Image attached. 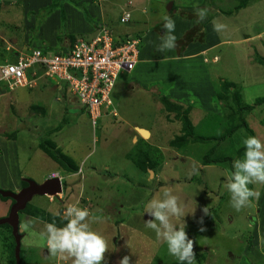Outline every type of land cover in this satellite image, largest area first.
Instances as JSON below:
<instances>
[{"label": "rangeland", "instance_id": "rangeland-1", "mask_svg": "<svg viewBox=\"0 0 264 264\" xmlns=\"http://www.w3.org/2000/svg\"><path fill=\"white\" fill-rule=\"evenodd\" d=\"M66 2L81 12L82 18L74 19L87 31L78 36L90 32L94 37L106 26L115 36H139L140 44L133 61L115 75L110 107H100L95 125L63 80L37 76L30 86L0 87V190H9V182L19 186V178L39 183L58 165L49 151L69 156L77 165L82 161L81 175L66 177L58 168L64 191L51 199L33 195L27 212L18 213V226L32 218L33 230L40 233L48 222L38 215H62L66 205L78 202L98 218L91 228L108 242L102 264H119L125 255L130 264L173 263L177 260L166 244L145 227L153 219L145 205L162 198L168 188L184 208L186 215L173 223L186 225L196 264H264V184L248 185L259 198L237 212L224 187L233 168L227 162L203 164V155L214 145L213 158L225 155L233 163L243 157L246 137L264 143V104L254 105L264 96V64L258 61L264 57V0H0V62L11 63L23 53L13 39L31 45L29 37L37 38L40 28L51 34L57 17L61 33L56 40L72 36L64 32ZM198 7L208 10L200 23ZM125 14L129 20L120 23ZM165 15L175 21L177 46L159 52ZM213 20L227 26L222 34L213 30ZM244 105L254 106L240 111ZM240 115L245 127L218 139L240 122ZM183 117L195 134L213 139L169 146L182 134ZM133 125L149 131L144 142ZM140 150L157 159L154 167L138 166L144 161ZM10 204L11 199L0 198V218ZM205 207L209 215H204ZM18 232L19 264H71L50 257L44 241L26 246L31 237ZM13 244L10 230L0 224V264H14Z\"/></svg>", "mask_w": 264, "mask_h": 264}, {"label": "clouds", "instance_id": "clouds-1", "mask_svg": "<svg viewBox=\"0 0 264 264\" xmlns=\"http://www.w3.org/2000/svg\"><path fill=\"white\" fill-rule=\"evenodd\" d=\"M195 15L197 23H200L207 18L208 10L198 7ZM162 20L164 34L156 50L159 52L174 50L177 46V37L174 35L175 21L167 15L163 16ZM212 24L213 30L218 34H222L227 27L218 20H213ZM133 37L139 39L137 35ZM128 67L131 68V65ZM243 145L245 148L243 157L233 161V171L227 174L224 184L230 195V206L237 212L252 207L253 199L259 198V193L250 189L248 185L264 184V143L256 136H248L243 140ZM79 173L75 172V174ZM54 176L61 180L57 174L49 175V177ZM58 195L60 194L51 197ZM144 211L153 217L145 221V227L153 230L157 240L166 244L168 254L180 264H196L194 241L188 237L185 231L186 225L183 223L177 226L173 223L174 219L178 220L186 215L183 206L179 203V197L165 188L162 190V198L150 200L145 205ZM202 211L204 215H209L208 207L203 208ZM61 219L62 226H57L55 222L45 223L40 233L33 230L35 221L32 218L21 221L18 226L19 231L31 237L26 240V246H40L41 241H44L48 255L52 258L70 260L71 264H102L105 253L109 250L104 236L91 228V224L97 222L98 218L90 216L89 210L79 207L77 202L66 205ZM199 223L203 225V218ZM199 230L203 232L206 229L200 227ZM119 264H130V257L125 255L119 260Z\"/></svg>", "mask_w": 264, "mask_h": 264}, {"label": "built area", "instance_id": "built-area-1", "mask_svg": "<svg viewBox=\"0 0 264 264\" xmlns=\"http://www.w3.org/2000/svg\"><path fill=\"white\" fill-rule=\"evenodd\" d=\"M127 17L128 14L120 16L119 22H127ZM112 34L111 29L102 26L94 37L75 38L71 45L50 54L37 48L24 50L11 63L0 62V87L11 90L30 86L37 76L63 80L85 110L90 124L95 125L100 107L110 106L108 96L115 75L128 61H133L139 47V39L130 34Z\"/></svg>", "mask_w": 264, "mask_h": 264}, {"label": "trees", "instance_id": "trees-1", "mask_svg": "<svg viewBox=\"0 0 264 264\" xmlns=\"http://www.w3.org/2000/svg\"><path fill=\"white\" fill-rule=\"evenodd\" d=\"M65 38L67 39V41L68 40L70 41L68 43V45H71L73 43V41L75 40V37H73V35L72 36L65 35ZM258 61H259V63L261 62L262 64H264V57H259ZM64 87L66 89V87H67L66 83L64 84ZM164 102L166 103V105L168 104L165 100H164ZM260 104H264V96L257 98L254 102V105H260ZM254 105H244V106L240 107L239 109H240V111L242 109L248 110V109L252 108ZM171 108L177 109L174 105H172ZM239 120H240V122L238 124L231 126L226 132L222 133L218 139H223L227 135L231 134L233 131L237 130L238 128L245 127V121L243 120L242 115H240ZM181 130H182L181 136H175L172 140H170L169 146L177 147L178 144L184 145L188 141L205 142V141L213 139V137H203V136H200L198 134H195L192 123L186 117L182 118ZM139 139L142 142L145 141L144 139H142L140 137H139ZM214 147H215V145L213 147H210V149L203 155V162H204L203 164L204 165L221 164V162H227L229 165V168H231L232 167L231 158H229L225 155L220 156V157H216V158H213L211 156V154L215 150ZM147 152H148V150H142L140 152V155H144V161H138V166L142 169L152 168V167H154V165H156L155 160H157V159H154V160L150 159V157H148ZM49 153H50V156L52 157V159H54L57 162V164H58L57 166L59 168H61L62 170H64L65 172H67L68 174L75 173L78 171V165L72 161L71 157L66 156L60 152L57 153L55 151H53V152L49 151ZM231 172H232V170H231ZM60 184H62V183L60 182ZM25 185H26L25 180L21 179L20 180V187H24ZM63 191H64V189L61 185V192H63ZM0 198H4V197L0 196ZM5 198H8V197H5ZM11 203H12V200H11ZM27 205L28 204H26L25 207L20 212L26 213L27 212V208H26ZM38 216H39V218H45L48 223L55 222L57 224V226H62V224H63V221L59 220V217L62 216L60 214L59 215H51V214L47 213V214H40ZM3 225L5 228L10 230V227L7 224H3ZM13 246H14V244H13ZM168 264H180V262L177 260L173 263H168Z\"/></svg>", "mask_w": 264, "mask_h": 264}, {"label": "crops", "instance_id": "crops-1", "mask_svg": "<svg viewBox=\"0 0 264 264\" xmlns=\"http://www.w3.org/2000/svg\"><path fill=\"white\" fill-rule=\"evenodd\" d=\"M89 9L92 10L91 7ZM70 10H71V14L69 15ZM63 11H64L63 12L64 14L62 15V17H64V20H65L64 32L66 34L73 35L75 38L80 37V36H78L79 35V32L84 31L86 28H85V25L83 24V22H82V25L84 27L78 25L79 24V20L74 19L75 16H78V17L80 16V18H82L81 15H80L81 12H79L78 7L73 6V4H71V2H66L65 6L63 7ZM60 21L61 20L59 19V17H57L56 18V21H55V24L51 26V27H53V30H51L52 31L51 34H47L46 32L48 30L45 29V27H42V28L39 29V34L36 35L37 38H35L34 36H30L31 38L29 37V39H30L31 42H33L31 45L30 44L29 45L26 44L27 42H25V41H23V43H22L21 42L22 39H17V40L16 39L15 40L13 39L12 42H15V44H18V45L20 44L19 46H22L21 48L24 49V50H27V49H30V48H37V49H40L43 53H46V54H50V53H53L55 51L64 49L68 45L67 39L66 38H63L60 41H57L56 40V35H58V34L61 33L60 31H58V26H59ZM60 29H61V26H60ZM81 29H83V30H81ZM85 31H87V30H85ZM92 33H93V30H92ZM123 33L124 34H127L126 32H122L121 34H123ZM91 37L92 36H91V33L90 32H87V37L86 36H83L84 39H90ZM139 40H140V38H139ZM49 51H51V52H49ZM134 127H136V126L133 125L132 128L134 129ZM137 128H140V127H137ZM143 129H145V128H143ZM148 133H149V131H148ZM136 135H138V134H136ZM140 135L143 136L141 133H140ZM143 137L144 138H147L148 136L147 137L143 136ZM1 163H3V162H1ZM81 163H82V161L80 162V164L78 163V169L80 170V173L78 175H81L82 174ZM15 165H17V164L14 163V166ZM25 165L26 164H24L23 168L25 167ZM56 167L57 168L54 169V170H52L51 172L44 174L42 176V178H41V181H43L44 179H46L51 174H57V175H59L60 174L59 173L60 170L63 171V173L65 174L66 177H69L70 175H76L75 173L68 174L67 172H65L64 170H62L61 168H59L58 166H56ZM20 168L21 169H20L19 172L22 171V167H20ZM16 169H18V168H16ZM21 176H22V174L19 173L18 174V177H21ZM60 178H61V176H60ZM22 179H26V178H22ZM20 180L21 179L19 178V186L17 184L13 183V182L12 183L9 182V185L7 184L8 187H11L9 190H12L13 192H17V189L19 190L21 188L20 187Z\"/></svg>", "mask_w": 264, "mask_h": 264}, {"label": "water", "instance_id": "water-1", "mask_svg": "<svg viewBox=\"0 0 264 264\" xmlns=\"http://www.w3.org/2000/svg\"><path fill=\"white\" fill-rule=\"evenodd\" d=\"M170 2L167 3L166 9L169 8ZM137 134L139 131L148 133L146 129L134 127ZM141 138L143 136L139 135ZM26 185L21 187L17 192L9 190H0L2 197H8L12 200L6 216L0 218V224H7L10 227V233L14 241L13 258L14 264H19V239L21 234L18 232V213L25 207L26 203L30 201L33 195H49L54 196L61 193V184L57 177H48L43 181L36 183L30 179H24Z\"/></svg>", "mask_w": 264, "mask_h": 264}, {"label": "bare ground", "instance_id": "bare-ground-1", "mask_svg": "<svg viewBox=\"0 0 264 264\" xmlns=\"http://www.w3.org/2000/svg\"><path fill=\"white\" fill-rule=\"evenodd\" d=\"M139 133H141L143 136H145V137H147V136H149V133H144L143 131H139Z\"/></svg>", "mask_w": 264, "mask_h": 264}, {"label": "flooded vegetation", "instance_id": "flooded-vegetation-1", "mask_svg": "<svg viewBox=\"0 0 264 264\" xmlns=\"http://www.w3.org/2000/svg\"><path fill=\"white\" fill-rule=\"evenodd\" d=\"M10 191V190H9Z\"/></svg>", "mask_w": 264, "mask_h": 264}]
</instances>
